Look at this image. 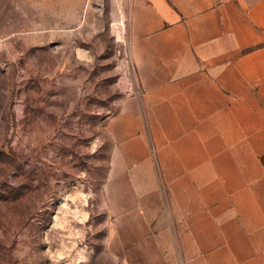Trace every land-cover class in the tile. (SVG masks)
<instances>
[{
  "label": "crops",
  "instance_id": "crops-1",
  "mask_svg": "<svg viewBox=\"0 0 264 264\" xmlns=\"http://www.w3.org/2000/svg\"><path fill=\"white\" fill-rule=\"evenodd\" d=\"M139 94L104 124L123 264H264V0H130Z\"/></svg>",
  "mask_w": 264,
  "mask_h": 264
},
{
  "label": "rangeland",
  "instance_id": "rangeland-1",
  "mask_svg": "<svg viewBox=\"0 0 264 264\" xmlns=\"http://www.w3.org/2000/svg\"><path fill=\"white\" fill-rule=\"evenodd\" d=\"M129 4L0 0V264H123L104 124L139 94Z\"/></svg>",
  "mask_w": 264,
  "mask_h": 264
},
{
  "label": "built area",
  "instance_id": "built-area-1",
  "mask_svg": "<svg viewBox=\"0 0 264 264\" xmlns=\"http://www.w3.org/2000/svg\"><path fill=\"white\" fill-rule=\"evenodd\" d=\"M7 40L8 37L4 33L0 32V59L6 49Z\"/></svg>",
  "mask_w": 264,
  "mask_h": 264
},
{
  "label": "bare ground",
  "instance_id": "bare-ground-1",
  "mask_svg": "<svg viewBox=\"0 0 264 264\" xmlns=\"http://www.w3.org/2000/svg\"><path fill=\"white\" fill-rule=\"evenodd\" d=\"M123 27H124V25H123ZM122 31H123V29H122Z\"/></svg>",
  "mask_w": 264,
  "mask_h": 264
}]
</instances>
